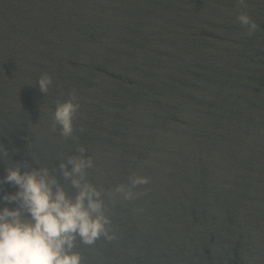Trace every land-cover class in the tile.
I'll return each instance as SVG.
<instances>
[{
  "label": "water",
  "instance_id": "obj_1",
  "mask_svg": "<svg viewBox=\"0 0 264 264\" xmlns=\"http://www.w3.org/2000/svg\"><path fill=\"white\" fill-rule=\"evenodd\" d=\"M247 2L0 0V208L12 163L59 177L81 144L93 183L150 177L86 264H264V0ZM73 90L75 140L50 127Z\"/></svg>",
  "mask_w": 264,
  "mask_h": 264
},
{
  "label": "clouds",
  "instance_id": "obj_2",
  "mask_svg": "<svg viewBox=\"0 0 264 264\" xmlns=\"http://www.w3.org/2000/svg\"><path fill=\"white\" fill-rule=\"evenodd\" d=\"M236 5L246 9L248 2L236 0ZM237 21L249 36L258 30L246 11L238 13ZM37 83L46 95L52 78L42 73ZM54 105L51 130H59L64 139H77L73 122L80 104L75 91ZM86 151L84 145L77 144V154L62 155L57 167L59 177L54 174L56 169L50 170L47 165L30 167L27 161L23 162L24 171L20 162L7 167L2 182L16 186L17 190L4 193L2 199L16 206L0 208V264H86L81 247L93 249L98 241L111 243L117 239L112 207L138 199L144 193L136 189L148 185L150 177L134 172L127 183L105 188L103 183L89 180V170L95 164L92 156L84 155ZM7 155L0 145V157Z\"/></svg>",
  "mask_w": 264,
  "mask_h": 264
}]
</instances>
